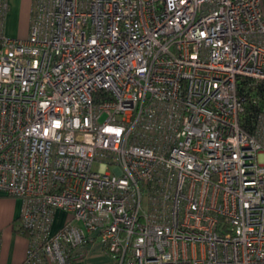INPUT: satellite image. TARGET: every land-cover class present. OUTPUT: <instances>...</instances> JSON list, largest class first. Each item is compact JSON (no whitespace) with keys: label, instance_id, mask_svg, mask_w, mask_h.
Returning <instances> with one entry per match:
<instances>
[{"label":"built area","instance_id":"built-area-1","mask_svg":"<svg viewBox=\"0 0 264 264\" xmlns=\"http://www.w3.org/2000/svg\"><path fill=\"white\" fill-rule=\"evenodd\" d=\"M9 7L0 193L23 264L93 242L116 264H264V0H32L25 37Z\"/></svg>","mask_w":264,"mask_h":264},{"label":"crops","instance_id":"crops-1","mask_svg":"<svg viewBox=\"0 0 264 264\" xmlns=\"http://www.w3.org/2000/svg\"><path fill=\"white\" fill-rule=\"evenodd\" d=\"M32 0H10L5 33L10 37H25L29 32ZM22 200L0 193V264H23L28 239L20 231L19 216ZM66 214L60 212L55 227L62 224ZM87 253L75 264H116L99 242L88 245Z\"/></svg>","mask_w":264,"mask_h":264},{"label":"trees","instance_id":"trees-1","mask_svg":"<svg viewBox=\"0 0 264 264\" xmlns=\"http://www.w3.org/2000/svg\"><path fill=\"white\" fill-rule=\"evenodd\" d=\"M259 87V91L261 92V93H263L264 92V87H263V85H259L258 86ZM257 108H255V106H250V110H251V113L250 114H252V112L253 111H255ZM59 215V214H58Z\"/></svg>","mask_w":264,"mask_h":264}]
</instances>
